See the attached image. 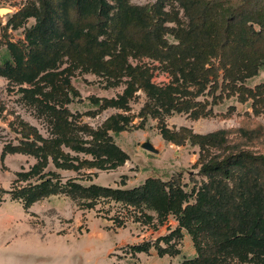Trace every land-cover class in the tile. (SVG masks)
<instances>
[{
	"label": "trees",
	"instance_id": "obj_1",
	"mask_svg": "<svg viewBox=\"0 0 264 264\" xmlns=\"http://www.w3.org/2000/svg\"><path fill=\"white\" fill-rule=\"evenodd\" d=\"M30 18L35 23L25 28V41L7 40L10 56L0 60V76L34 85L21 90L47 118L51 131L46 137L24 120H19V128L12 125L20 134L19 143L5 144L1 158L24 153L36 162L29 170L18 171L12 188L4 190L11 199L21 201L26 210L58 194L85 208L115 201L132 207L138 219L148 222L174 214L178 226L170 234L132 249L148 252L155 246L160 256L177 254L178 249L160 241L169 243L185 229L197 250L188 264H264V154L234 149L225 129L204 134L187 126L170 129L160 122L166 141L175 145L190 141L200 147L199 172L208 180L199 187L195 203L189 202L188 192L176 179L149 177L140 186L122 188L84 185L74 178L63 182L59 172L46 171L50 161L56 168L75 171L115 169L130 157L110 133L128 129L127 116L111 115L96 128L75 119L68 105L79 95L71 83L77 69L105 76L111 86L127 79L118 97L94 98L103 109L127 108L130 97L142 89L150 99L144 117L160 119L177 112L199 119L213 115L209 96L217 103L221 89L229 90V96L238 94L241 102L253 99L254 113L259 114L264 83L250 88L245 82L264 68V0H156L146 5L130 0H29L6 27L18 28ZM145 56L169 72L168 84H156L150 66L130 61ZM64 62L68 65L58 70ZM211 148L218 151L212 153ZM81 153L91 157L81 158Z\"/></svg>",
	"mask_w": 264,
	"mask_h": 264
},
{
	"label": "rangeland",
	"instance_id": "obj_2",
	"mask_svg": "<svg viewBox=\"0 0 264 264\" xmlns=\"http://www.w3.org/2000/svg\"><path fill=\"white\" fill-rule=\"evenodd\" d=\"M28 1L0 0L2 61L10 56L7 40L25 41V28L35 23V19L30 18L18 28L6 27L9 18ZM130 1L134 5H146L156 0ZM172 4L170 1L167 9ZM175 5L177 7V3ZM2 9L6 11L2 12ZM180 19L182 23L186 21L182 10ZM166 37L170 42L175 41L172 34L168 33ZM130 61L134 65L150 66L153 70L152 81L158 85L171 81L169 72L147 56L130 58ZM67 65L66 62L61 63L58 70H63ZM126 80L123 78L117 85L111 86L105 76L77 69L71 75V83L79 95L72 96L68 107L80 124H89L93 128L100 126L111 115L122 113L127 116L130 119L128 129L117 134L110 133L129 154V159L115 169L90 168L81 171L56 168L50 161L46 171L59 172L63 182L74 178L84 185L96 183L122 188L140 186L149 177L164 181L176 179L188 192L189 202L195 203L199 187L208 180L199 172L200 147L192 145L190 141L183 145L166 141L161 134L160 122L170 129L187 126L196 133L204 134L225 129L228 142L234 149L264 154V100L258 105L262 111L255 114L253 99L241 102L238 94L229 96V90L222 92L219 89L216 92L217 103H212L213 96H209L208 107L213 108V115L199 119L177 112L162 115L160 119L151 115L144 117L143 108L150 103V99L142 89L135 91L124 109H103L94 103V98H116L121 95L127 86ZM261 83H264V68L258 75L249 78L245 86L255 88ZM30 86L34 87L10 82L0 76V264H143L152 258L159 260V264H188L195 259L197 250L194 240L185 229L181 234L174 235L169 243L160 241L164 247L178 249L177 254L160 256L155 246L148 252H140L141 255L132 249L134 245L145 241L155 243L170 234L178 226L174 214H169L163 221L156 218L148 222L143 217L138 219L132 207L115 201H100L94 208H85L68 195L58 194L37 201L26 210L21 201L11 199L4 190L12 188L18 171L29 170L36 162L34 156L24 153L7 154L4 159L1 158L5 144L19 143L20 134L12 125L19 128V120H24L36 126L46 137L51 131L47 118L24 98L25 93L21 89ZM146 142L157 151L146 149L143 146ZM210 150L212 153L218 151L217 148ZM72 154L76 155L73 151ZM79 156L91 157L83 153ZM119 220L125 222L124 226L117 225Z\"/></svg>",
	"mask_w": 264,
	"mask_h": 264
},
{
	"label": "crops",
	"instance_id": "obj_3",
	"mask_svg": "<svg viewBox=\"0 0 264 264\" xmlns=\"http://www.w3.org/2000/svg\"><path fill=\"white\" fill-rule=\"evenodd\" d=\"M159 146H160V144H159ZM120 147L123 148L122 146H120ZM159 156H160V154H159ZM154 160H155V158H154ZM153 169H155V166L153 167ZM156 176H159V175H156ZM139 255H141V253ZM143 264H159V260H157L156 258H152L150 260L145 261Z\"/></svg>",
	"mask_w": 264,
	"mask_h": 264
},
{
	"label": "water",
	"instance_id": "obj_4",
	"mask_svg": "<svg viewBox=\"0 0 264 264\" xmlns=\"http://www.w3.org/2000/svg\"><path fill=\"white\" fill-rule=\"evenodd\" d=\"M143 146H144L146 149H148V150H151V151H154V152L157 151V149H156L152 144H150L149 142L144 143Z\"/></svg>",
	"mask_w": 264,
	"mask_h": 264
},
{
	"label": "bare ground",
	"instance_id": "obj_5",
	"mask_svg": "<svg viewBox=\"0 0 264 264\" xmlns=\"http://www.w3.org/2000/svg\"><path fill=\"white\" fill-rule=\"evenodd\" d=\"M1 11L4 12V11H6V9H2Z\"/></svg>",
	"mask_w": 264,
	"mask_h": 264
}]
</instances>
